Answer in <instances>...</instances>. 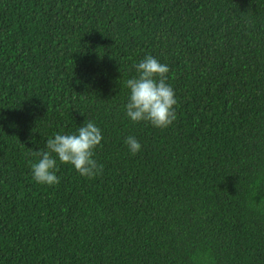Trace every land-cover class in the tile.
Segmentation results:
<instances>
[{"label":"trees","instance_id":"obj_1","mask_svg":"<svg viewBox=\"0 0 264 264\" xmlns=\"http://www.w3.org/2000/svg\"><path fill=\"white\" fill-rule=\"evenodd\" d=\"M145 55L167 128L124 114ZM89 120L100 174L35 183ZM0 264H264V0H0Z\"/></svg>","mask_w":264,"mask_h":264},{"label":"clouds","instance_id":"obj_2","mask_svg":"<svg viewBox=\"0 0 264 264\" xmlns=\"http://www.w3.org/2000/svg\"><path fill=\"white\" fill-rule=\"evenodd\" d=\"M136 75L125 81L128 98L124 114L133 123L147 122L156 128H167L176 119V95L167 83L170 69L151 55H145L134 64ZM103 139L101 129L91 120L78 126L75 132L56 133L46 139L45 150L35 151L39 159L30 166L35 183L54 186L59 183L58 162L71 165L82 177L94 178L102 171L93 158L94 150ZM130 154L141 150L140 142L134 136L125 138Z\"/></svg>","mask_w":264,"mask_h":264}]
</instances>
